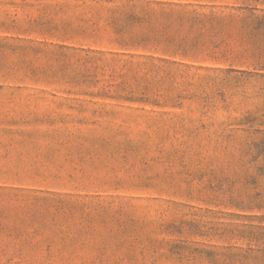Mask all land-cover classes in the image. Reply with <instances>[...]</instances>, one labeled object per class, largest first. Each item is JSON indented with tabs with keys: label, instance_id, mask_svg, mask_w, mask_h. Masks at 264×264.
I'll return each mask as SVG.
<instances>
[{
	"label": "rangeland",
	"instance_id": "374dc122",
	"mask_svg": "<svg viewBox=\"0 0 264 264\" xmlns=\"http://www.w3.org/2000/svg\"><path fill=\"white\" fill-rule=\"evenodd\" d=\"M264 0H0V264H264Z\"/></svg>",
	"mask_w": 264,
	"mask_h": 264
},
{
	"label": "trees",
	"instance_id": "16d2710c",
	"mask_svg": "<svg viewBox=\"0 0 264 264\" xmlns=\"http://www.w3.org/2000/svg\"><path fill=\"white\" fill-rule=\"evenodd\" d=\"M259 26H262V27H264V20H261L260 22H259Z\"/></svg>",
	"mask_w": 264,
	"mask_h": 264
}]
</instances>
